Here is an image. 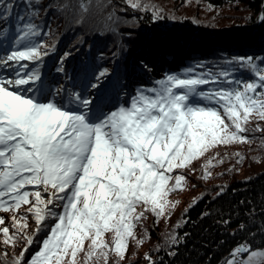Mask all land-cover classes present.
I'll list each match as a JSON object with an SVG mask.
<instances>
[{
    "label": "snow or ice",
    "instance_id": "obj_1",
    "mask_svg": "<svg viewBox=\"0 0 264 264\" xmlns=\"http://www.w3.org/2000/svg\"><path fill=\"white\" fill-rule=\"evenodd\" d=\"M125 3L163 18L145 0ZM89 7L78 4L82 13ZM42 9L43 0H0V264L9 255L10 264H109L113 255L120 264L130 241L148 237L136 236L148 213L155 222L171 215L179 201L169 195L187 185L183 170L218 145L251 143L247 133L264 131L249 127L264 121V57L201 62L110 104L119 81L107 68L70 75L65 53L55 66L65 83L42 72L54 51L34 22ZM257 16L264 24V5ZM203 167L207 179L215 164ZM229 255L224 264H264V250L247 242Z\"/></svg>",
    "mask_w": 264,
    "mask_h": 264
},
{
    "label": "trees",
    "instance_id": "obj_2",
    "mask_svg": "<svg viewBox=\"0 0 264 264\" xmlns=\"http://www.w3.org/2000/svg\"><path fill=\"white\" fill-rule=\"evenodd\" d=\"M145 2L163 18L154 19L151 8L134 10L125 0H43L48 10L42 9L34 22L43 29L40 39L54 51L45 58L42 72L65 83L55 72L65 53L70 75L86 66L107 68L119 81V99L110 93L109 102L122 104L137 89L201 62L224 67L234 57H264V24L257 16L264 0ZM79 3H90L89 10L82 13ZM236 75L251 79L248 71ZM257 124L264 128V121L256 120L249 127ZM246 135L251 143L218 145L193 161L194 171L183 170L187 185L169 195L170 201H179L171 215L155 222L148 213L136 229L137 238H144L147 230L141 244L147 249L130 241L120 264H149L145 254L156 264H224L239 244L247 242L252 250L264 247V131ZM210 159L215 167L204 179L203 166ZM170 234L178 243L170 242ZM20 250L17 246L15 254ZM36 250L33 245L26 258ZM6 259L10 264L11 255ZM116 259L111 256L109 264Z\"/></svg>",
    "mask_w": 264,
    "mask_h": 264
},
{
    "label": "rangeland",
    "instance_id": "obj_3",
    "mask_svg": "<svg viewBox=\"0 0 264 264\" xmlns=\"http://www.w3.org/2000/svg\"><path fill=\"white\" fill-rule=\"evenodd\" d=\"M29 223L31 224L32 223V221L30 220L29 221ZM31 230V229H30ZM143 251H145L146 249H147V247L146 246H142L141 245V247H140ZM264 248V247H263ZM263 248H260V249H256V250H262ZM3 251V248H2V246H0V252H2ZM9 252H10V249H9Z\"/></svg>",
    "mask_w": 264,
    "mask_h": 264
},
{
    "label": "water",
    "instance_id": "obj_4",
    "mask_svg": "<svg viewBox=\"0 0 264 264\" xmlns=\"http://www.w3.org/2000/svg\"><path fill=\"white\" fill-rule=\"evenodd\" d=\"M262 250H264V248Z\"/></svg>",
    "mask_w": 264,
    "mask_h": 264
}]
</instances>
